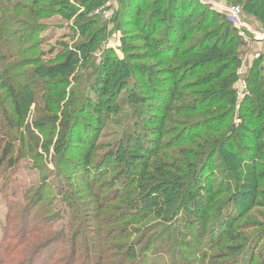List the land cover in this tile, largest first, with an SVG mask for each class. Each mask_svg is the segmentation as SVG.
<instances>
[{"label":"trees","instance_id":"16d2710c","mask_svg":"<svg viewBox=\"0 0 264 264\" xmlns=\"http://www.w3.org/2000/svg\"><path fill=\"white\" fill-rule=\"evenodd\" d=\"M107 1L7 0V3L13 6L11 12L23 14L30 22L54 15L68 18L79 14L83 21L79 33L88 37L96 24L94 12ZM234 1L250 10H264V0ZM189 4L190 0L127 2L126 6L133 9L131 20L138 32L121 40L122 51L128 53L127 63L112 54L86 78V74L78 77L85 62L90 65L92 62L87 51L90 46L85 43L77 49H68L65 55L62 48L56 56L54 51L46 55L39 50L31 58L36 66L33 72H21L29 66L23 60L9 66L14 53L5 51L4 42L12 34L11 19L8 11L1 9L0 172L4 175L8 170L14 172L23 156L16 141L7 135H13L12 130L22 134L28 131L26 116L33 105L37 116L33 126L54 125L55 130L69 137L64 145L70 147L73 146L70 141L76 140L82 161H73L75 172L87 182L92 180L90 188L99 183L96 198L102 190L105 194L113 192L121 201L118 205L122 209L121 218L143 221L142 233L137 237L132 238L138 233L136 227L128 225L123 229L124 239L129 243L122 247L125 246L128 255L135 251L137 261L133 264H144L148 254L151 264L162 258L171 264H264V221L240 223L251 207H264V62L253 61L246 78L248 91L238 96L235 86L241 78L242 65L239 48L246 41L227 15ZM199 12L206 16L198 17ZM197 17L199 21L195 23ZM99 37L96 32L93 43ZM36 38L18 40L23 46L21 53L43 44V40ZM136 41L144 42L147 51H132ZM152 57L161 59L168 70L157 71L156 75L145 65H129L131 60L145 61ZM126 64L140 74L134 84L146 87L145 92L130 94L128 76L119 73V68ZM71 78H76L75 89L78 86L81 89L78 95L72 89L71 104L60 106L68 97L66 89ZM84 82L89 85L84 87ZM117 82L120 84L114 99L117 106L110 105L108 109L104 106ZM122 91L127 92L126 98L119 97ZM128 103L136 107L135 115L139 113L137 125L129 127L104 149L98 143L99 131L109 116ZM178 116L189 122L186 131L178 132L171 125L181 120ZM235 116L237 122L232 121ZM77 128H81L79 132ZM168 134H175L170 145L165 140ZM183 143L191 147H183ZM170 148L173 150L167 153ZM99 149L105 152L97 154ZM224 151L225 156L232 157L230 163L224 161ZM217 159L230 164L232 170L215 185L212 167ZM224 167L230 169L228 165ZM68 210L71 211L69 206Z\"/></svg>","mask_w":264,"mask_h":264},{"label":"rangeland","instance_id":"374dc122","mask_svg":"<svg viewBox=\"0 0 264 264\" xmlns=\"http://www.w3.org/2000/svg\"><path fill=\"white\" fill-rule=\"evenodd\" d=\"M13 1L19 3L22 0ZM127 2L130 4V0H108L103 9L100 8L99 12L94 13L96 24L89 30L87 37L79 33L83 24V21L80 20L82 16L79 14L69 15L68 18L54 15L40 18L36 22H30L22 16L23 14L11 12L13 6L8 4L7 0H0V10H7V15L11 19L9 30L12 34L7 36L4 42L5 51H8V54L14 53L10 56L11 60L8 65L11 66L15 61L23 60V63L29 66H25L21 72H33L36 66L33 62L35 60H31V58L36 57L39 50L48 55L51 51H54L53 54L58 53L57 50L62 48L64 53L62 55H65L68 49H77L82 43L90 46L87 51L92 62L91 65L85 62L86 66L80 68L78 77L81 74H86L85 78L86 76L89 77L95 67H99L97 65H101L112 54L115 55L116 59H124V62L127 63L128 53L125 54L122 51L121 40L138 33L137 27L131 20L130 14L133 9L128 7L129 5L126 6ZM211 2L227 8L239 6L242 9V26L239 27V31L244 33L243 38L246 44L239 48V55L242 60L239 69L241 78L235 86L238 96L242 97L248 91L246 78L254 61V55L260 50L254 33L264 27V10H250L245 4L237 3L234 0H211ZM196 4L207 7L203 1L190 0V7H197ZM201 15L206 16V14L199 12L198 17ZM198 17L194 19L195 23L199 21ZM27 25L30 27L27 28ZM96 32L100 35L99 41L93 43V35ZM31 36H37L36 40H43V44L28 53H21L23 46L22 43L19 44L18 40L24 41ZM132 45H137L132 50L135 53L147 51L145 43L142 41L133 42ZM53 54L52 57L54 58L56 54L55 56ZM152 58L145 61L131 60L129 65L133 63L145 65L148 70L155 74L157 71L163 73L165 69L168 70V66L162 63L161 59ZM45 60L47 59L45 58ZM119 69H121L119 70L120 74L128 76L130 94L145 92L146 87L139 86L140 84L136 85L137 83L134 84V80H138L140 77L139 73L134 72L127 64ZM78 77L77 79L80 81ZM36 79H38L37 76ZM75 79L71 78V85L66 89L68 97L59 104L60 106L71 104L72 98H69V95L71 96L72 89L78 95L77 92L81 88L78 86L75 89L76 86L73 84ZM86 82H84V87L89 85V81ZM115 85L112 87V94L109 95L104 106L108 109L110 105L112 108L117 106L114 99L117 97L120 84ZM127 95V92L122 91L119 97L126 98ZM48 101L58 105L55 100L48 99ZM95 103L99 105V101L95 100ZM112 108L110 111H113ZM135 112L137 110L134 104L128 103L120 107L117 113L109 116L107 124L99 131L98 143L106 149L111 143L123 136L129 127L132 129L131 126H136L139 113L135 115ZM35 114L32 105L26 116V122L29 123L28 131L22 134L21 131L12 130L13 135H7L11 141H16L15 145L19 150L21 148L20 153L23 156L20 155L18 166L14 172L8 170L6 175L0 172V264H45L46 262L48 264H133L136 260V253L133 251L134 243L132 244L133 254L128 255L123 249L125 246L122 247L125 243H129L124 239L123 229L128 225L136 227L138 233L134 234L132 238L137 237L142 233L143 221L141 222V219L139 221V219L126 220L121 218L122 209L119 210L118 208L121 201L115 198L113 192L105 194L102 190L98 192L99 198H96L97 190L100 187L99 183L94 186V189L90 188L89 183L92 180L87 182L75 172L76 162L73 161H82L77 154L79 147L75 144L76 140L70 141L73 143V146L70 147L67 144L64 145L67 137L55 130L54 125L36 128L33 126V120L37 117ZM44 118L46 120L45 116ZM237 118L235 116L232 121H236ZM180 119L177 124L171 125H174L178 132L186 131L190 124L185 122L186 119ZM50 123L53 121L50 120ZM80 129L77 128L76 131L79 132ZM174 135L165 136L169 145V141L175 139L173 138ZM58 138H62V141L59 142ZM30 141L32 145H30ZM182 146L191 147L189 143H183ZM104 149L103 151L99 149L96 153L103 154ZM100 150L101 153H99ZM172 150L173 148H170L167 153ZM224 150L228 151L227 148ZM1 153L2 151H0V155ZM225 155L227 152L224 151V161L230 163L232 157ZM215 163L212 168L215 170L213 179L217 185L222 182L223 177H226L225 174L230 173L232 169L230 164H224L220 159L215 160ZM224 165H228L230 169L225 168ZM102 205L105 208H102ZM68 206L71 211L68 210ZM263 214L264 207H251L240 223L254 220L264 221V218H261ZM151 217L154 219L153 216ZM72 218L74 220L71 224ZM253 229H258V227ZM147 236H144L143 240ZM148 258L149 254L146 256L144 264H151L148 262ZM214 263L220 264L221 262ZM154 264L171 263L162 258L154 261ZM202 264H209V262Z\"/></svg>","mask_w":264,"mask_h":264},{"label":"built area","instance_id":"2783aa9c","mask_svg":"<svg viewBox=\"0 0 264 264\" xmlns=\"http://www.w3.org/2000/svg\"><path fill=\"white\" fill-rule=\"evenodd\" d=\"M199 1H203L207 7H210L222 14L227 15L238 29L239 27L242 26L241 7L237 6V7L227 8L225 6L215 4L214 2H211V0H199ZM104 7L105 6H102L101 8L103 9ZM99 9H97L94 13L99 12ZM240 34L242 36L244 35L243 32H241ZM254 34H255L254 35L255 40L256 42H258L260 46V50H258L254 55V60H258V59L264 60V27L257 30Z\"/></svg>","mask_w":264,"mask_h":264}]
</instances>
